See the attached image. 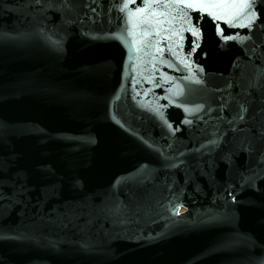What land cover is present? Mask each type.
Segmentation results:
<instances>
[{"label": "water", "instance_id": "water-1", "mask_svg": "<svg viewBox=\"0 0 264 264\" xmlns=\"http://www.w3.org/2000/svg\"><path fill=\"white\" fill-rule=\"evenodd\" d=\"M121 2L0 0V264H261L264 2L251 31L191 11L194 52L171 8Z\"/></svg>", "mask_w": 264, "mask_h": 264}, {"label": "snow or ice", "instance_id": "snow-or-ice-1", "mask_svg": "<svg viewBox=\"0 0 264 264\" xmlns=\"http://www.w3.org/2000/svg\"><path fill=\"white\" fill-rule=\"evenodd\" d=\"M40 0H36V3H39ZM70 3V0H68ZM136 0H122L120 4L119 11L121 13H125L127 15L128 22H131L132 15L134 13H145L148 11V8L146 7L149 4H158L163 3L166 7L171 8V11L169 12H159L153 11L151 14L153 16H161L165 17V20H157V23H170L174 22L177 19H179L182 22V30L189 32L193 39V48L192 51H196V48L199 47V40L201 39V32L200 29L196 26L194 23H190V12L195 11L200 13L202 16L206 15L211 19L213 22L222 20V17L220 15V12H212L208 9L210 8H216L219 9L221 5H233L234 11L232 14L231 21L224 20V23L229 24L230 27L235 26L238 20H247V23L244 25L251 31L254 28L255 21L258 19V12L256 11L257 5L259 2H264V0H144L145 7H138V8H131L130 5L135 4ZM178 5L179 8H172L171 6ZM95 11V9H93ZM200 17L198 16L197 19ZM147 19V18H146ZM184 25H187V27H184ZM215 32L217 36H220L225 42L231 41L233 39H238L239 41H243L245 39H248L249 37H239L232 36V35H224V30L220 27V25L217 23L215 27ZM59 43V42H56ZM186 66L187 61H185ZM199 71H203V69H199ZM192 77L195 76V73H190ZM185 79H189V77H186ZM193 83L195 84H201L202 81L198 78L192 79ZM227 106V102L225 104L221 105V108H225ZM204 108L203 105H197L194 108L190 109V113L196 114L200 111H202ZM240 111L237 113V116L233 119H239L240 121H245V113L249 111V108L245 104L239 105ZM264 111V110H262ZM186 123H191V121H185ZM233 121H230L229 123H232ZM169 128H172V125H168ZM233 131H236V129H232ZM240 131H246L245 129H240ZM251 132L253 133L252 137L248 138L249 143H247L244 148L242 149L244 152L251 155L254 152L259 151L262 156H264V125L261 126L259 130L252 128ZM218 139H213L210 141V144L213 146V148L219 147ZM258 139L261 141V147H257L254 145L251 141ZM258 174L254 173L251 176L245 177V183H251L252 180L256 178ZM229 195L232 197V202L235 204L238 201L236 200V197L234 194L229 193ZM2 198V197H0ZM182 205H175V211L176 214L179 215V208ZM102 211H106V213L110 216L116 217L118 219L122 218L126 214L125 208L120 203H115L112 207H109L107 209H104ZM261 264H264V261L261 262Z\"/></svg>", "mask_w": 264, "mask_h": 264}]
</instances>
